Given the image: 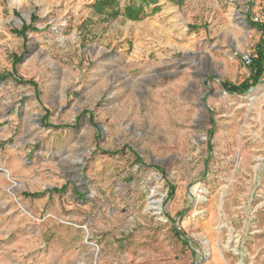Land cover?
I'll return each instance as SVG.
<instances>
[{
    "label": "rangeland",
    "instance_id": "rangeland-1",
    "mask_svg": "<svg viewBox=\"0 0 264 264\" xmlns=\"http://www.w3.org/2000/svg\"><path fill=\"white\" fill-rule=\"evenodd\" d=\"M97 1L0 0V264H264V0Z\"/></svg>",
    "mask_w": 264,
    "mask_h": 264
},
{
    "label": "trees",
    "instance_id": "trees-1",
    "mask_svg": "<svg viewBox=\"0 0 264 264\" xmlns=\"http://www.w3.org/2000/svg\"><path fill=\"white\" fill-rule=\"evenodd\" d=\"M119 3V0H98L95 4V8L99 13H105L106 11H108L109 8L113 7L114 5H117ZM141 9L140 8H136L134 6H128L125 9V15L132 20H138L139 19V13H140ZM249 25L252 28H256L262 32H264V24H258L255 23L253 21H249ZM263 45V44H262ZM258 59L255 60V66H256V73H258L259 75L262 73L263 70V64H264V45L261 48V51H259L258 54ZM251 86L248 84V81L245 80L244 82H242L239 85H231L226 83L225 84V88L228 91H232V92H245L247 91Z\"/></svg>",
    "mask_w": 264,
    "mask_h": 264
},
{
    "label": "built area",
    "instance_id": "built-area-1",
    "mask_svg": "<svg viewBox=\"0 0 264 264\" xmlns=\"http://www.w3.org/2000/svg\"><path fill=\"white\" fill-rule=\"evenodd\" d=\"M255 55L253 52H245L241 56V61L245 66H251L254 63Z\"/></svg>",
    "mask_w": 264,
    "mask_h": 264
},
{
    "label": "bare ground",
    "instance_id": "bare-ground-1",
    "mask_svg": "<svg viewBox=\"0 0 264 264\" xmlns=\"http://www.w3.org/2000/svg\"><path fill=\"white\" fill-rule=\"evenodd\" d=\"M237 17H238V15H236V16L234 15V16H233L234 20H235ZM240 18H241V17H240Z\"/></svg>",
    "mask_w": 264,
    "mask_h": 264
},
{
    "label": "water",
    "instance_id": "water-1",
    "mask_svg": "<svg viewBox=\"0 0 264 264\" xmlns=\"http://www.w3.org/2000/svg\"><path fill=\"white\" fill-rule=\"evenodd\" d=\"M246 24H247L248 26H250L248 22H246Z\"/></svg>",
    "mask_w": 264,
    "mask_h": 264
},
{
    "label": "crops",
    "instance_id": "crops-1",
    "mask_svg": "<svg viewBox=\"0 0 264 264\" xmlns=\"http://www.w3.org/2000/svg\"><path fill=\"white\" fill-rule=\"evenodd\" d=\"M2 153H3V151H2V152H0V155H2Z\"/></svg>",
    "mask_w": 264,
    "mask_h": 264
}]
</instances>
